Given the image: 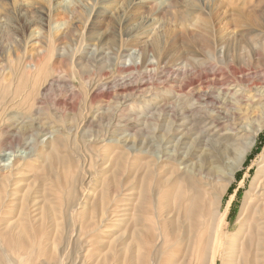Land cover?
Wrapping results in <instances>:
<instances>
[{"label":"rangeland","instance_id":"374dc122","mask_svg":"<svg viewBox=\"0 0 264 264\" xmlns=\"http://www.w3.org/2000/svg\"><path fill=\"white\" fill-rule=\"evenodd\" d=\"M263 14L264 0H0V153L23 154L10 175L0 171V234L13 233L19 217L38 236L19 249L0 241L8 263L126 264L119 254L138 228L142 264H200L206 223L192 219L186 230L175 199L163 201L178 176L166 158L173 141L161 145L168 128L158 108L190 80L191 59L204 71L229 47L248 59L247 44L264 47ZM246 30L249 43L240 37ZM249 77L264 79L263 67ZM257 106L239 120L259 129L242 166L229 181L215 178L216 197L202 191L210 211L224 214L216 264H228L227 238L239 232L244 198L263 182L264 100ZM159 233L178 248L174 262L168 249L157 256L159 239L142 241Z\"/></svg>","mask_w":264,"mask_h":264},{"label":"bare ground","instance_id":"6f19581e","mask_svg":"<svg viewBox=\"0 0 264 264\" xmlns=\"http://www.w3.org/2000/svg\"><path fill=\"white\" fill-rule=\"evenodd\" d=\"M251 9L253 8L251 7ZM249 23L248 27L251 26H249ZM251 24L253 23L251 22ZM254 25L256 27L257 24L255 23ZM247 32H242L240 37H242L244 42L249 43L251 39H249L250 37L248 38L250 34ZM230 41H232V37ZM195 42L197 43V40ZM237 42L235 43L237 44ZM251 44H247L249 46L247 52L249 51L250 53V59L246 58L248 53L244 54L246 55L244 57L238 51L240 50L238 47L236 48L238 50L234 51L229 50L233 47L227 49L228 44L227 48H225L227 51L224 54L223 60L217 61L216 58V61L210 63L211 68L208 70L200 71L199 64L195 59L193 61L191 59V63L189 64L191 71L190 80L184 83L179 82L177 84V91L170 99L165 98V96L164 98L162 97L163 99L158 108L157 117L159 124L161 127L168 128L163 138L160 139L161 145L167 149L166 144L173 141V148L170 146L172 153L168 154V156L166 155V158L176 162L174 173L178 176L170 188L162 194L163 201L166 200L165 203H167L168 201L170 202V199H175L177 209L184 219L187 220L186 222H188L184 226L186 230L190 227L192 219L204 225L206 223L209 232L205 239L203 238L202 240L203 250L197 253L198 258H202L200 264H204L205 260H207L205 264H216L214 250L220 238L219 230L224 215L222 212L218 213L217 210L210 211L209 205L204 203V192L202 191L212 189L213 197H216L217 192L213 188L212 182L216 177H221L223 174H225V176L223 175L224 180H231L235 171L242 166L245 156L254 144L259 130L255 128L252 131H248L246 125L244 126L239 121L248 120L252 111L258 107L257 105L261 100H264V79L257 80V78L249 77V73L257 64L262 66L264 71V47L255 48ZM192 49L194 50V47ZM195 53H192L194 55L192 58H195ZM255 54L258 57L255 56V58ZM187 86L189 88L185 91ZM168 114L172 117L171 119L167 118ZM39 133H42V131ZM246 133H249V136L243 142L241 137ZM28 145L27 143L25 147H28ZM230 147H234L233 150H236V156L234 162L226 166L224 159L226 150L230 149ZM22 156V152L18 150H4L0 153V171L3 172V176L11 174L14 164L18 160H21ZM205 164L208 166L206 170L204 168ZM261 172L263 173V182H260L259 189L255 193L253 189V198H250L247 195L248 193L244 198L245 203L241 208L237 222L239 225L238 234H231L232 236L227 238L228 264H264V167ZM181 181L186 183L188 193H185L183 190V183ZM206 193L208 192L206 191ZM249 194L251 193L249 192ZM209 202L212 201L210 200ZM161 205L162 208H165L166 204L162 203ZM143 209L144 203L142 202L141 208L138 210L139 213L135 217L136 222L138 221L137 225L139 224L141 214L144 212ZM199 211H205L204 216L199 217ZM48 215L49 211L46 212V217ZM18 218L11 224L13 225V233L0 234V241L5 246L16 249L25 247L30 242L27 240L28 237L31 241L38 239L37 233H34L32 236L28 235L27 222L22 218ZM136 230L134 229L135 233L132 232L133 236H129V238L132 237V240H129L128 244L123 242V251L120 254L114 251L115 248H110L112 252L111 258H116L117 254H119L121 260L124 259L126 264L145 263L147 247L144 248L141 240L136 238L137 235L142 234V230L138 228ZM157 239H159L156 247L157 256H160L161 253H164L168 249L172 255L174 254L169 260L174 262L178 255L176 252L178 248H175V245L171 244V242L170 244H165V239L161 233H159L158 237L146 236L145 240L142 241L154 243ZM0 264H9L4 257L1 247ZM220 264L225 263L222 260Z\"/></svg>","mask_w":264,"mask_h":264}]
</instances>
